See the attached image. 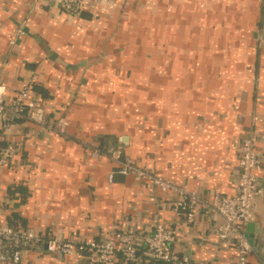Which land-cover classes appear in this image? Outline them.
<instances>
[{"label": "crops", "instance_id": "0c3cea01", "mask_svg": "<svg viewBox=\"0 0 264 264\" xmlns=\"http://www.w3.org/2000/svg\"><path fill=\"white\" fill-rule=\"evenodd\" d=\"M90 3V16L69 18L42 0H0V82L11 93L31 78L51 121V127L26 122L9 133L20 154L14 167L0 169V220L60 238L92 239L130 227L146 235L158 218L174 231L171 246L179 255L227 264L237 255V238L216 234L219 215L198 206L188 222L172 209L176 192H163L133 171L120 175L110 154L117 149L121 161L201 198L231 196L240 173L239 142L254 131L263 191L249 221L248 261L258 264L264 259V45L236 39L254 38L264 17H254L246 29L238 11L216 15L212 7L238 9L259 0ZM126 3L137 4L140 33L156 37L155 45L134 43L130 29H110ZM148 3L157 4L156 14L145 13ZM87 38L95 39L92 46ZM78 50L86 54L74 57ZM120 85L132 93L121 96L114 88ZM59 116L68 123L62 133L52 121ZM23 264L99 263L76 254L58 259L42 245Z\"/></svg>", "mask_w": 264, "mask_h": 264}, {"label": "built area", "instance_id": "2783aa9c", "mask_svg": "<svg viewBox=\"0 0 264 264\" xmlns=\"http://www.w3.org/2000/svg\"><path fill=\"white\" fill-rule=\"evenodd\" d=\"M49 8L56 9L60 14L69 18H82V12H88L93 6L90 2H100L109 5L119 3L120 0H42ZM125 0H121L123 3ZM47 112L42 100L34 89V82L28 78L20 83L10 93L7 85L0 82V169L14 167L20 145L9 138V133L15 127L26 122L51 127L47 119ZM258 118L253 117L255 122ZM58 132L65 131L67 120L59 116L52 120ZM51 122V121H50ZM259 136L250 131L238 146L239 177L235 194L231 196L213 194L204 199L194 192H188L175 186L161 177L146 173L129 160L121 161L120 151L113 150L110 158L120 163L117 173L126 175L133 171L137 175L151 178L155 185L163 192H176V199L172 202L174 211H183L186 220L191 222L194 211L199 206L206 208L220 216L222 223L216 228V234L222 238L234 233L237 238L236 257L227 264H250L248 256L251 247L244 236L245 223L253 213L254 200L263 188L258 184L256 171L261 161L256 151ZM94 153H97L95 151ZM113 173L108 175L111 182ZM151 233L140 236L130 227L127 230H110L99 238H81L69 236L60 238L22 224L16 220L12 224L0 220V264H23L26 254L44 246V251L58 259L76 254L86 256L90 262L99 264H150L151 261H161L163 264H208L204 261H193L186 255H179L172 249L174 231L158 218L152 220ZM138 243L142 245L140 248ZM84 253H87L85 255ZM258 264H264L262 259Z\"/></svg>", "mask_w": 264, "mask_h": 264}, {"label": "rangeland", "instance_id": "374dc122", "mask_svg": "<svg viewBox=\"0 0 264 264\" xmlns=\"http://www.w3.org/2000/svg\"><path fill=\"white\" fill-rule=\"evenodd\" d=\"M154 2H155V0H154ZM126 4L127 5L124 6L122 10H119V9H118L119 11L116 10V12L117 13L119 12V14L122 16V19L120 21H117V22H114V23L109 24V25L112 26V27L110 26V29H113L115 27H119V28L124 29V30L130 29L131 33L134 34V36H135L133 38L134 43L139 44V45H142L143 40L144 39H148V40H150L149 45H155L154 43L156 42V39H157L156 37L155 38H152L151 35H150V37L145 38L140 33V28L142 27V25H141L142 22L140 21V18H141L140 14H141V12L139 10L137 11V8H138L136 6L137 4H135V5L132 4L131 6L128 3H126ZM145 7H146L145 13L148 14V15H154L158 11L157 10V4L156 3H154V4L148 3V4L145 5ZM226 8L228 9L227 12H226ZM136 11H137V14L138 15H132V14L136 13ZM236 12L245 19V27H246V29H248L250 27H253L252 25H253L254 17L255 18H257L258 16L260 18L264 17V0H259V4L257 6L256 5H247V6H244V7H240L238 9L236 7H231V6H226L224 8V6H223L221 9L216 8L214 14H216V15L229 14L230 17H232V15H237ZM128 15H132V16L128 18ZM128 20H130V21H128ZM262 24H263V26L260 27V25H259V27L257 28V31L260 32V31H263L264 30V22ZM133 32H135V33H133ZM85 40L87 42H90V45L89 46H92V44L95 41V39H88V38L85 39ZM218 40L219 41H228L229 39L227 38V39H218ZM242 40H245V42H248L250 40L251 42L250 41L249 42L251 44H255V46H258L259 45V41H260V39H258V41H254V38L247 37V39L246 38H244V39H236V43H238L239 41L242 42ZM72 42H75V41H72ZM251 47H253V46H251ZM253 51L251 53H253ZM79 52H81V50H78V53L75 54L74 57L83 56V55L86 54L85 52L84 53H81V54ZM244 56L247 59V56H252L253 57V54H245ZM125 63L128 64V62H125ZM125 76H127V75L125 74V72H123L120 77L122 79H124ZM114 88L119 90L121 96L122 95L124 96V94L130 95V93H132L131 89H129V88L127 89L123 85L122 86L120 85L118 88H116V87H114ZM132 90L136 91V88H132Z\"/></svg>", "mask_w": 264, "mask_h": 264}, {"label": "water", "instance_id": "95a60500", "mask_svg": "<svg viewBox=\"0 0 264 264\" xmlns=\"http://www.w3.org/2000/svg\"><path fill=\"white\" fill-rule=\"evenodd\" d=\"M19 26H20V28H18V29H20L21 31H23V32H26V31H27V28H26V26H25L23 23H20ZM261 39H262V41L264 40V32H263L262 35H261ZM53 57H55V56L52 55V58H53ZM70 66L75 67L74 65H70ZM122 141L126 143V138H123ZM112 148H113V147H111V149H109V151H111ZM113 149H114V148H113ZM120 158H122V159L124 158V154H123V153H120ZM249 221H250V220H249ZM249 221H247V222L245 223V225H246V232H244V236H245V238H246L248 244L251 245V247H252V244H253V243H252L251 235H250L248 232H251V231H252V227H253L254 225H253L252 222H249Z\"/></svg>", "mask_w": 264, "mask_h": 264}, {"label": "trees", "instance_id": "16d2710c", "mask_svg": "<svg viewBox=\"0 0 264 264\" xmlns=\"http://www.w3.org/2000/svg\"><path fill=\"white\" fill-rule=\"evenodd\" d=\"M215 8H216V6H213L212 7V11H214L215 12ZM82 15L83 16H90V12L88 13V12H82ZM183 44H185V42L183 43ZM41 92H43L42 90H40ZM12 224V223H11ZM85 255H87V253H84ZM150 264H163V262H161V261H151V263Z\"/></svg>", "mask_w": 264, "mask_h": 264}, {"label": "flooded vegetation", "instance_id": "af4514ba", "mask_svg": "<svg viewBox=\"0 0 264 264\" xmlns=\"http://www.w3.org/2000/svg\"><path fill=\"white\" fill-rule=\"evenodd\" d=\"M263 22L264 21L262 20V23ZM262 23H260V27L263 26ZM256 33H257V31H256ZM256 33H254V41H258V39H260L259 44L264 45V40L262 41V39L260 37V34L262 33V31H260L259 34L258 33L256 34Z\"/></svg>", "mask_w": 264, "mask_h": 264}]
</instances>
